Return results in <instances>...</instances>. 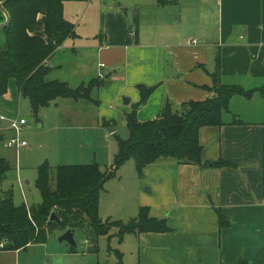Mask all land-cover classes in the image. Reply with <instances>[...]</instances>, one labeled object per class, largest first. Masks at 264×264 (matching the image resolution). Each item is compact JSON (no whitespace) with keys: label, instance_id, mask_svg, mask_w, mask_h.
Instances as JSON below:
<instances>
[{"label":"crops","instance_id":"crops-1","mask_svg":"<svg viewBox=\"0 0 264 264\" xmlns=\"http://www.w3.org/2000/svg\"><path fill=\"white\" fill-rule=\"evenodd\" d=\"M99 21L100 32L93 34H82V22H73L77 36L47 59V80L72 88L103 81L92 100L51 102L73 109L67 122L73 117L82 125L90 113L96 126L109 129L106 138L141 100L139 85L160 84L139 108L140 121L159 117L167 101L178 108L212 97L217 56L221 83L254 91L231 98L223 125L200 130L203 160L226 165L156 162L138 174L134 198L118 201L117 218H110L128 221L147 206L151 216L167 218L170 228L124 237L135 241V264H264V96L257 94L264 88V0H118L101 11ZM25 99L14 79L0 96V116H6L0 118V156L9 163L5 148L15 147L3 141L15 135L11 121ZM128 136L129 129L123 138ZM79 147L82 157L90 146ZM6 180L7 175L2 188L11 189ZM221 215L229 225L221 226ZM47 241L0 250V264H49V249H34Z\"/></svg>","mask_w":264,"mask_h":264},{"label":"trees","instance_id":"trees-1","mask_svg":"<svg viewBox=\"0 0 264 264\" xmlns=\"http://www.w3.org/2000/svg\"><path fill=\"white\" fill-rule=\"evenodd\" d=\"M0 1L11 15L10 25L0 29L5 34V40L0 42V96L8 93L9 83L14 79L20 94L30 100L36 117L41 108L60 98L92 100V91L103 81L94 79L88 85L72 88L67 82L47 80L51 71L47 59L68 38L77 36L75 25L64 17V3L68 0ZM4 20L0 10V21ZM216 60L212 97L189 100L178 108L167 101L161 115L154 119L140 121L138 110L160 84L139 85L141 100L126 113L129 136L118 137L119 148L110 171L101 170L97 163L56 167L48 161L41 164L36 179L42 196L40 203L15 204L13 189L2 188L11 165L0 156V250H17L32 242H45L57 230H72L74 234L82 231L91 241L93 251L98 250L100 236L114 229L121 241L128 234L169 231L167 218L151 216L147 206L141 207L139 214L128 221L110 217L102 220L99 213L101 193L106 181L129 159L135 160L139 175L147 166L164 160L205 167L227 164L223 160H203L200 130L205 126L223 125V115L230 110L231 98L235 95L251 97L254 91L221 83L219 56ZM260 92L264 96V88ZM115 122L104 121V124L110 126ZM53 213L56 219L51 218ZM220 224L224 227L229 221L221 215ZM72 250L76 251L77 246ZM121 263L120 260L116 264Z\"/></svg>","mask_w":264,"mask_h":264},{"label":"rangeland","instance_id":"rangeland-1","mask_svg":"<svg viewBox=\"0 0 264 264\" xmlns=\"http://www.w3.org/2000/svg\"><path fill=\"white\" fill-rule=\"evenodd\" d=\"M116 5H118V0H90L87 4L80 0H68L64 3V17L69 22L72 21V24L81 21L78 31L82 34L98 33L100 32L101 11L116 7ZM4 40L5 34L0 31V42ZM71 85L74 87V84ZM257 94L263 96L260 92ZM71 101L68 99L67 102ZM90 107L88 104L89 110ZM72 113L73 109L66 103H51L41 108L36 117L29 100L25 99L22 103L21 112L14 119L19 121L23 117L27 121L19 133L20 140L26 141L27 145L20 148H8L6 145L8 137L3 141L7 147L5 149L9 156L8 159L11 160L5 188L11 186L10 188L13 189L15 204L32 205L42 201L36 179L39 166L46 161L54 167L97 163L101 170H111L119 148L118 137L123 138L128 134L127 124L118 125L114 133L108 134L105 138L103 135L109 129L96 126L97 123L90 113L87 118L82 119V125L76 123L73 117L69 122L64 120ZM61 116L64 117L63 120L66 123L61 120ZM80 145L90 146L82 157L79 155ZM52 173L54 177V169ZM27 181H29L28 184ZM139 181L134 159H129L119 166L115 175L107 180L100 198L99 213L102 220H106L110 215L117 218L115 215L120 204L118 201L132 200L134 198L133 189L139 185ZM60 232V230L54 231L49 235L46 244H40L41 246L34 248L49 249V264H116L120 260L121 264L136 263L135 258L131 256L135 241L128 237L121 241L115 229L111 233L100 236L98 250L94 251L86 235L80 230L76 231L74 235L77 252L70 251L72 246L68 242L59 240Z\"/></svg>","mask_w":264,"mask_h":264},{"label":"water","instance_id":"water-1","mask_svg":"<svg viewBox=\"0 0 264 264\" xmlns=\"http://www.w3.org/2000/svg\"><path fill=\"white\" fill-rule=\"evenodd\" d=\"M0 10L3 12V14L5 16V20L0 21V29H4V28H7L11 23V15H10L9 11L5 8L3 2H1V1H0ZM124 102H125V104H129L130 99L124 98ZM2 139H3V137L0 135V141ZM51 218L56 219V216L54 213L52 214ZM59 240L60 241H66L73 247H76V245H77L76 241H75V235H74V232L72 230H67V231L63 232L62 235L60 236Z\"/></svg>","mask_w":264,"mask_h":264},{"label":"built area","instance_id":"built-area-1","mask_svg":"<svg viewBox=\"0 0 264 264\" xmlns=\"http://www.w3.org/2000/svg\"><path fill=\"white\" fill-rule=\"evenodd\" d=\"M196 42H197L196 40H193V43H196ZM0 118L2 120H5L6 116L5 115H1ZM26 123H27V121L25 119H23V118L19 119V121L17 119H13L12 120L11 129L14 131L15 135L11 136L8 139V145L10 147L18 148V147H22V146H26L27 145L26 141L20 140V138H19V133L22 130L23 125H25Z\"/></svg>","mask_w":264,"mask_h":264}]
</instances>
